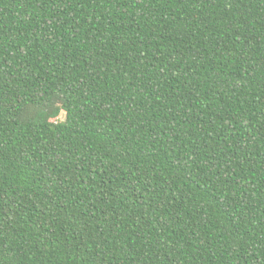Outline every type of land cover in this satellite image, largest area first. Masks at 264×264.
Wrapping results in <instances>:
<instances>
[{"label": "trees", "instance_id": "16d2710c", "mask_svg": "<svg viewBox=\"0 0 264 264\" xmlns=\"http://www.w3.org/2000/svg\"><path fill=\"white\" fill-rule=\"evenodd\" d=\"M0 264H264V0H0Z\"/></svg>", "mask_w": 264, "mask_h": 264}]
</instances>
